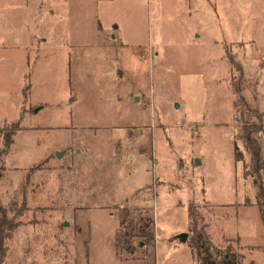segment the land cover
I'll list each match as a JSON object with an SVG mask.
<instances>
[{"label":"rangeland","instance_id":"rangeland-1","mask_svg":"<svg viewBox=\"0 0 264 264\" xmlns=\"http://www.w3.org/2000/svg\"><path fill=\"white\" fill-rule=\"evenodd\" d=\"M240 99L264 123V0H0V204L28 207L3 264H197L190 204L221 256L264 264Z\"/></svg>","mask_w":264,"mask_h":264},{"label":"trees","instance_id":"trees-1","mask_svg":"<svg viewBox=\"0 0 264 264\" xmlns=\"http://www.w3.org/2000/svg\"><path fill=\"white\" fill-rule=\"evenodd\" d=\"M234 66V64H233ZM242 105L245 107L244 110L239 111L242 129V139L245 143V150L250 154V163L242 165L243 176L245 178L250 177L252 183L256 188V206L264 219V151L262 150V132H263V120L262 113L259 111L257 106H250L245 103L243 99H240ZM11 137V136H10ZM8 135L3 136L4 149L0 151V179L3 177L5 172V162L2 157L7 153L10 145L11 138ZM234 160L239 162L243 160L242 152H238L236 146L233 147ZM25 178V184L28 183L31 176L30 171L27 172ZM25 197L21 201V205L18 206L16 203H10L6 208L0 204V264H3L7 249L5 243L10 237L9 235L19 227V222L16 219L22 217L24 212L28 209L25 203ZM196 208L191 204L187 208V214L190 217V223L188 230L193 233L188 241L189 247L192 249V255L197 261V264H235L230 261L228 257L221 256L219 249L214 246L207 233L202 229H198L196 225H193V218L196 215L194 210ZM118 233L119 237L116 238L115 248L118 251H123L128 254H132L135 251L133 241L135 235L128 233L126 228L131 232L133 228V221H128V212L122 209L118 213ZM191 219L193 222H191ZM152 222L151 220L147 221ZM149 224L143 225V228L139 230L140 237L142 238L143 244L148 245L154 240V232L145 231ZM218 258L220 260L218 261Z\"/></svg>","mask_w":264,"mask_h":264},{"label":"crops","instance_id":"crops-1","mask_svg":"<svg viewBox=\"0 0 264 264\" xmlns=\"http://www.w3.org/2000/svg\"><path fill=\"white\" fill-rule=\"evenodd\" d=\"M141 156H144V155H141ZM147 186V185H146ZM147 190L149 189V187L147 186V187H145ZM141 189V188H140ZM140 189H135L132 193H131V195L130 196H128V197H126V198H124V199H122L123 201H125V200H127L128 201V203H126V204H129V205H131L132 204V202H131V204H130V197L132 196V195H135V192L136 191H138V190H140ZM138 196V194L136 195V196H134L135 198ZM135 198H132L133 200L135 199ZM121 200V201H122ZM127 201H125V202H127ZM101 208V207H100ZM110 215H114L113 213H110ZM115 216V215H114ZM189 217V216H188ZM115 218H117V216H115ZM188 223V222H187ZM117 230H118V218H117V227H116V230L114 231V239H113V249H114V254H115V258H116V260L118 259L119 261H120V256L117 254V249L115 248V242H116V236H117ZM181 243V242H180ZM141 245V244H140Z\"/></svg>","mask_w":264,"mask_h":264},{"label":"water","instance_id":"water-1","mask_svg":"<svg viewBox=\"0 0 264 264\" xmlns=\"http://www.w3.org/2000/svg\"><path fill=\"white\" fill-rule=\"evenodd\" d=\"M55 156L57 158H60L61 157V154L60 152H56ZM178 239H180L181 242H185L187 240V234L186 233H181L177 236Z\"/></svg>","mask_w":264,"mask_h":264}]
</instances>
